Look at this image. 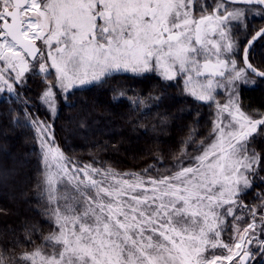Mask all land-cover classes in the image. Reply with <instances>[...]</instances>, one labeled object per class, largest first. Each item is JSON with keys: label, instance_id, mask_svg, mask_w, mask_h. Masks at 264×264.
Here are the masks:
<instances>
[{"label": "snow or ice", "instance_id": "6c2138e0", "mask_svg": "<svg viewBox=\"0 0 264 264\" xmlns=\"http://www.w3.org/2000/svg\"><path fill=\"white\" fill-rule=\"evenodd\" d=\"M249 13L264 19V0H0V92H16L30 71L43 74L40 99L55 112L56 90L155 73L183 77L186 93L216 107L208 137L190 132L173 166L155 173L81 166L56 144L50 124L29 117L53 228L19 257L0 250V264H252L253 248L264 256V197L252 207L242 199L264 160L251 147L264 114L246 113L238 99V86L254 82L249 73L264 78L249 56L264 27L250 35ZM241 47L244 67L234 58ZM220 89L225 103L216 100Z\"/></svg>", "mask_w": 264, "mask_h": 264}, {"label": "trees", "instance_id": "16d2710c", "mask_svg": "<svg viewBox=\"0 0 264 264\" xmlns=\"http://www.w3.org/2000/svg\"><path fill=\"white\" fill-rule=\"evenodd\" d=\"M207 3L214 6V1ZM247 26L251 35L264 26V19L248 16ZM239 35H244L241 24ZM242 51L241 47L234 53L239 67H243ZM249 56L253 65L264 70V40L255 44ZM248 78L254 85L240 86V106L248 114H264V80L250 74ZM54 79V74L48 77ZM47 82L31 75L14 94L0 93V250L16 257L42 244L53 228L37 187L43 165L32 119L50 124L56 144L81 166L111 167L122 173L151 166L155 173L173 166L190 132L195 131L197 141L208 137L215 118V102H200L186 93L183 77L166 81L155 73H115L103 83L73 88L67 94L56 90L55 112L40 99ZM223 96L224 91L218 90L216 100ZM193 147L189 145L187 151L191 153ZM251 147L264 155V133L253 138ZM252 179L254 186L242 197L249 207L259 205L264 197V160ZM231 225L229 218L225 241ZM262 260L264 256L257 252L252 264Z\"/></svg>", "mask_w": 264, "mask_h": 264}, {"label": "rangeland", "instance_id": "374dc122", "mask_svg": "<svg viewBox=\"0 0 264 264\" xmlns=\"http://www.w3.org/2000/svg\"><path fill=\"white\" fill-rule=\"evenodd\" d=\"M211 2V1H214V3H215V0H207V2ZM199 2L200 3H203L204 2V0H199ZM214 3H213V5H214ZM249 18H250V16H252V14L251 13H249ZM241 26H244V24L243 23H241ZM263 27V26H262ZM261 28V27H260ZM253 34H254V32H253ZM39 43V42H38ZM38 67H39V65H38V63L36 64V66H35V68H36V70H38ZM239 67V66H238ZM52 74H54L55 75V73H54V71L52 72ZM119 74H122V73H119ZM125 74H127V73H125ZM128 74H132V73H128ZM31 75H33V76H38V78H44V76H43V74H36L35 72H33V71H30L29 73H26V76H25V79L28 77V76H31ZM249 80L250 81H253L252 79H250L249 78ZM90 85V84H89ZM241 85H243V84H241ZM241 85H239L238 86V99H239V88H240V86ZM251 86V85H254V82H250V83H248L246 86ZM86 86H88V85H86ZM77 87H85V86H79V85H77L75 88H77ZM222 90V89H221ZM224 91V90H223ZM4 92H7V91H4ZM1 93V92H0ZM8 93V92H7ZM15 93V92H14ZM14 93H8L9 95H12V94H14ZM227 93L226 92H224V96L222 97V99H221V101H220V103H225L226 102V99H227ZM215 114H216V108H215ZM32 122V121H31ZM45 122V121H44ZM47 123V122H46ZM5 154V153H4ZM260 211L261 212H264V208H262V209H260ZM249 218V220L247 221V223H249V222H251V218L250 217H248ZM247 219V218H246ZM245 219V220H246ZM245 220H243L242 222H241V227H244V226H246L247 225V223L246 224H244V222H245ZM262 238H264V237H262ZM253 251L254 252H258V250L257 249H255V248H253ZM225 255H227V253L225 254ZM226 264H227V262H226Z\"/></svg>", "mask_w": 264, "mask_h": 264}, {"label": "water", "instance_id": "95a60500", "mask_svg": "<svg viewBox=\"0 0 264 264\" xmlns=\"http://www.w3.org/2000/svg\"><path fill=\"white\" fill-rule=\"evenodd\" d=\"M264 27V26H263ZM258 42V41H257ZM256 42V43H257ZM255 46V45H254ZM253 46V47H254ZM241 59H242V65H243V67H244V64H243V52H242V57H241ZM250 74V73H249ZM250 75H252V74H250ZM253 77H255V78H257V79H261V80H264V78H258V77H256V76H254V75H252Z\"/></svg>", "mask_w": 264, "mask_h": 264}]
</instances>
